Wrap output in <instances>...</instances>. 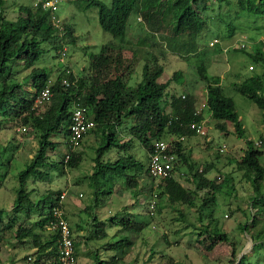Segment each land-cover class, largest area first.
Returning <instances> with one entry per match:
<instances>
[{
	"label": "rangeland",
	"instance_id": "obj_1",
	"mask_svg": "<svg viewBox=\"0 0 264 264\" xmlns=\"http://www.w3.org/2000/svg\"><path fill=\"white\" fill-rule=\"evenodd\" d=\"M31 1L4 0L5 15L15 18L22 13L18 11V5L30 4ZM84 4L85 0L59 2L58 13L72 27L67 55L60 58L56 49L45 42L43 46L48 50L34 64L46 67L53 78L64 63L76 75L89 74L88 54L97 52L103 43L113 39L99 25L97 6L82 7ZM226 8L214 5L209 15L207 11L204 13L206 24L199 33L198 50L195 53L171 51L165 45V40L148 30L139 14L131 13L123 51L125 56H130L132 49H136L137 56L134 65L124 72L123 78L128 84L137 82L140 78V62L143 56L152 61L151 54L163 65L159 81L170 79L175 70L181 71L182 82L171 79L167 86L168 95L192 93L196 98V107L202 108L203 118L209 119L205 122V135L189 136L183 142L187 148H191L189 158L195 166H211L206 176L213 179L214 184H220L211 205L213 220L207 216L209 208L201 209L203 224L208 222L211 237L215 232L225 231L228 240L215 241L211 246L207 233L203 228L200 229L203 220L197 218L198 209L187 204L174 203L171 206L168 203L156 185L159 181L152 180L145 171L146 150L135 137L124 148L110 147L102 158L112 161L118 156L130 154L142 162V168L130 167L121 172L116 168L104 167L92 178L94 148L99 143L100 135L95 131L86 134L80 148L81 159L76 166L67 167L58 162L67 149L60 134L51 138L61 139L60 146L48 150L53 165L45 167L48 173L37 181L33 182L30 177L27 187L32 189V198H38L47 190L65 192L63 211L73 230L77 264H96L98 258L108 260L113 255L118 256L116 264H236L242 254L246 255V262L250 264H264V204L260 205V209L252 206L251 196L255 193L243 169L237 166L246 148L245 139L234 133L231 122L227 123V130L214 126L215 120L208 116L204 103L205 82L198 78L196 72V66L202 63L208 75L220 76L225 94L233 98L246 137L252 139L254 146L262 151L259 158L264 167V111L250 97L237 92L232 86L238 83L253 90L257 84L246 76L253 77L256 74L264 83V61L256 63L246 52L231 47L242 40L247 49L254 50L255 46L264 51V42L259 40L264 35V16L243 12L235 16V4ZM228 21L232 22L234 28L231 35H227ZM214 38L218 41L210 44ZM249 64L253 65L251 69L248 68ZM12 70L25 90H33L29 80L24 78L30 67L18 61L14 62ZM131 124L125 121L119 127L121 142L130 136L127 128ZM22 125L20 117L0 112V172L3 173L0 177V228L5 227L2 228L5 230V241L0 246V264H28L26 260L33 258L36 249L31 242L18 243L12 235L18 224L29 225L39 216L37 209H31L28 213H15L11 207L17 185L16 173L24 166L26 159L33 155L37 146V135L29 123L25 125L28 127L25 130H21ZM261 139L262 144L258 145ZM222 145L224 148L219 150ZM174 166L173 175L183 180L185 174L189 173L186 164L177 160ZM183 182L194 187L191 181ZM263 182L264 178L261 192H264ZM134 188L138 189L136 194L133 193ZM152 192H157V195L155 208L150 213L148 200ZM201 193L197 200H200ZM112 216L113 219L110 218ZM121 218L143 221L147 225L139 231L122 230L123 225L119 222ZM194 225L196 228H193ZM261 229L263 234L253 237ZM34 231L38 232L36 236L39 240L47 237L44 230L35 227ZM120 237L127 238L130 243L122 249L107 248V241ZM230 241H233L235 256H230Z\"/></svg>",
	"mask_w": 264,
	"mask_h": 264
},
{
	"label": "trees",
	"instance_id": "obj_2",
	"mask_svg": "<svg viewBox=\"0 0 264 264\" xmlns=\"http://www.w3.org/2000/svg\"><path fill=\"white\" fill-rule=\"evenodd\" d=\"M233 4L237 7L234 11L235 16L239 12L264 16V0H234V2L232 0H110L109 3L102 0H85L82 7L97 6L99 25L103 30L108 31L113 39L103 43L97 52L88 54L89 74L76 75L70 66L64 63L53 78L49 76V70L46 67L34 64L48 50L43 46L45 42L49 43L54 50L56 49L59 56L58 49L61 44L64 43L67 46L69 44L68 37L72 27L64 21V18L61 30L53 26L49 20L48 10L35 8L31 3L19 4L17 8L22 13L15 18H9L4 12V0H0V112L3 115L13 113L15 117H20L21 123L24 125L29 123L30 128L37 135V146L33 155L26 159L24 166L16 173L17 185L11 206L15 213L21 211L28 213L31 209H37L39 215L31 224H18L12 231L18 243L31 242L36 246L33 258L26 260L28 264H58L57 232L46 230L45 226L52 219L51 207L57 201L60 190H47L38 198H32L30 196L32 189H28L27 183L30 177L35 182L45 176L48 173L45 167L53 165L48 150L60 146L62 140L51 138L62 134L64 144L66 143L68 124L75 105L87 107L88 115L94 120V127L88 133L95 131L100 135L99 143L94 148V164L90 174L92 178L104 167L116 168L121 172L130 167H143L142 162L130 154L118 156L112 161L103 159V154L110 147L124 148L131 138L135 137L145 148L148 159L152 138H166L170 135L187 138L196 135L190 129L189 123L203 119L202 110L196 112V98L192 93H182L183 96L176 93L168 95L167 86L171 79L178 83L182 82L181 71L175 70L170 79L159 81L163 65L157 62L154 55L151 54L152 61H149L147 56H143L140 62V78L133 85L128 84L123 78L124 72L129 70L132 64L134 65V58L137 56L136 49H132L130 56H125L123 51L124 36L131 13L139 14L145 20L148 30L157 33L160 39L165 40V45L171 51L195 53L200 40L199 33L206 24L204 13L207 11L209 15L214 5L231 8ZM227 26L229 27L227 35L233 34L232 22L228 21ZM73 40L74 38L71 42ZM231 47L246 52L256 63L264 61V51L258 47L254 46V50H249L246 46ZM18 61H23L25 66L30 67L24 78L29 80L33 90H25L21 82L16 79L12 65ZM67 68L69 71L65 72ZM196 72L198 78L205 82L204 103L208 116L215 120L214 126L220 130H227V123L231 122L234 133L245 139L246 148L237 166L243 169L255 193L251 196L252 206L260 209V205L264 204V192L260 191L264 178V167L259 158L262 151L254 146L252 139L246 137L235 110L233 98L225 94L220 76L208 75L202 63L196 66ZM250 76L246 78L252 79L257 84L253 90L238 83L232 86L237 92L250 97L264 111V83L258 74ZM63 77L67 79V85L61 82ZM48 78L52 81L50 100L42 109L34 107V97ZM125 121L132 123L127 128L130 136L121 142L118 131ZM184 138L173 140L171 151L176 154V161L186 164L189 171L188 178L192 180L194 187L182 185L173 173L160 179L157 186L171 206L174 203L194 206L199 211L197 215L199 221L203 220L204 216L201 209L207 207L210 210L207 216L213 220L211 205L215 200L216 188L220 184H214L213 179L207 178L206 172L211 166L197 168L190 160L183 146ZM262 141V139L259 140L258 145L262 144ZM67 152L68 148L58 162L67 167L76 166L81 159L82 150L69 152V157L64 160ZM1 164L2 161H0V167ZM2 174L0 172V177ZM134 185L137 186L135 182ZM137 190L134 188L133 193L136 194ZM200 192H202L201 198L197 200ZM110 218L113 219V216ZM119 222L123 225L122 230L139 231L147 225L146 222H138L131 218H121ZM203 222L204 220L200 224L202 225L200 229L203 228L207 233L211 246L215 241L228 240L225 231L215 232L211 237L208 222L205 225ZM78 226L80 227L79 224ZM35 227L46 231L47 237L39 240L36 236L38 232L34 231ZM2 228L5 227L0 228V246L5 241V230ZM193 228L196 226L194 225ZM260 234H263L262 229L253 237H258ZM129 243L130 240L127 238L120 237L107 241L106 245L107 248L117 250ZM232 243L233 241L229 243L230 256H235ZM75 244L74 238V246ZM117 259V255H113L108 260L98 258L96 264H116ZM236 264L250 263L246 262V255L242 254Z\"/></svg>",
	"mask_w": 264,
	"mask_h": 264
},
{
	"label": "built area",
	"instance_id": "obj_3",
	"mask_svg": "<svg viewBox=\"0 0 264 264\" xmlns=\"http://www.w3.org/2000/svg\"><path fill=\"white\" fill-rule=\"evenodd\" d=\"M60 0H32L31 5L35 8H41L48 10L49 20L51 24L60 30L62 29V16L59 12ZM264 42V35L259 39ZM218 41L214 38L210 41V44ZM238 47L245 46L244 42L240 40V43L235 44ZM225 49V48H224ZM59 57L63 58L67 54V45L61 44L58 49ZM248 68L251 69L252 65L249 64ZM67 68L65 72H68ZM51 78H48L44 86L37 91L33 100V106L42 109L46 102L50 100L51 90ZM65 85L68 81L65 77L61 80ZM183 96V94H181ZM202 108H197L196 112ZM205 122L206 119H202L198 122L192 121L189 123L190 129L194 131L196 135H205ZM94 127V120L88 115L87 107L84 105H75L73 107L70 122L68 124V134L66 145L68 152L64 156V160L69 157V152L75 151L81 148L82 140L84 136ZM21 130H25L26 126L22 125ZM183 136L170 135L166 138H152L151 149L148 153V159L146 163V172L148 176L154 181H160L173 173L174 162L176 161V154L171 151L173 147V140L183 139ZM224 145L219 147L222 150ZM158 183H156L157 185ZM157 192H152L148 202V210L150 213L155 208V196ZM65 198V192H60L57 201L51 207L52 219L46 224L47 230H54L57 232V262L58 264H77V258L75 254L73 230L66 215L63 211V200Z\"/></svg>",
	"mask_w": 264,
	"mask_h": 264
},
{
	"label": "crops",
	"instance_id": "obj_4",
	"mask_svg": "<svg viewBox=\"0 0 264 264\" xmlns=\"http://www.w3.org/2000/svg\"><path fill=\"white\" fill-rule=\"evenodd\" d=\"M183 146H184V148H185V152H186V154L188 153V154H189V157H190V150H191V148H190V147L187 148L185 144H183ZM174 176H175V178H176L177 180H179V182H180L182 185H184V186H188V185H186V184L183 182V180L186 181L187 183H188V181H191V182H192V180H191L190 178H188L189 173L185 174L183 180H181V179H180L178 176H176V175H174ZM189 187H190V186H189ZM64 207H65V205H64ZM76 258H77V257H76ZM2 261H3V260H2Z\"/></svg>",
	"mask_w": 264,
	"mask_h": 264
}]
</instances>
